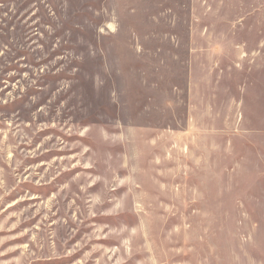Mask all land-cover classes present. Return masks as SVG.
Instances as JSON below:
<instances>
[{
	"label": "rangeland",
	"instance_id": "rangeland-1",
	"mask_svg": "<svg viewBox=\"0 0 264 264\" xmlns=\"http://www.w3.org/2000/svg\"><path fill=\"white\" fill-rule=\"evenodd\" d=\"M201 1L0 0V264H264V60Z\"/></svg>",
	"mask_w": 264,
	"mask_h": 264
},
{
	"label": "crops",
	"instance_id": "crops-1",
	"mask_svg": "<svg viewBox=\"0 0 264 264\" xmlns=\"http://www.w3.org/2000/svg\"><path fill=\"white\" fill-rule=\"evenodd\" d=\"M228 2L231 3V0H228ZM230 3H227L222 8L223 13L229 15L234 13V8ZM201 5L204 6L205 12L212 10L207 0L201 1ZM237 13L239 15L237 20L236 18L232 20L229 19L227 21L231 24L228 26L225 25L227 31H231L230 33L232 35L236 34V37H234V35L231 38L229 35L230 39H228L227 42L220 41L218 44L238 48L236 57H232L231 59L234 61H245L246 56L248 55L244 51V46L246 44L254 45L255 47H258V50L254 53V61L264 60V0H239ZM198 29L200 28L198 27ZM221 59L224 58L222 57L218 60ZM259 88L261 90L259 91L261 93V96L259 97L260 108L261 106L264 108V103L262 105V101L264 99L262 95V84Z\"/></svg>",
	"mask_w": 264,
	"mask_h": 264
}]
</instances>
